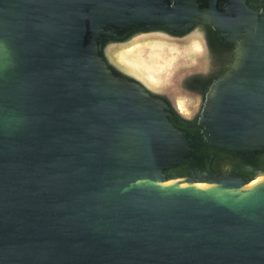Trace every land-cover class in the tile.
I'll return each mask as SVG.
<instances>
[{
  "label": "water",
  "instance_id": "obj_1",
  "mask_svg": "<svg viewBox=\"0 0 264 264\" xmlns=\"http://www.w3.org/2000/svg\"><path fill=\"white\" fill-rule=\"evenodd\" d=\"M0 264H264V0H0Z\"/></svg>",
  "mask_w": 264,
  "mask_h": 264
},
{
  "label": "rangeland",
  "instance_id": "obj_2",
  "mask_svg": "<svg viewBox=\"0 0 264 264\" xmlns=\"http://www.w3.org/2000/svg\"><path fill=\"white\" fill-rule=\"evenodd\" d=\"M137 60L145 67L147 68H154L158 65H165L166 62H164L166 57L165 55H160L157 53V51H151V49H144L143 51L139 52ZM168 61V60H166ZM258 177H255V180L253 183L257 181Z\"/></svg>",
  "mask_w": 264,
  "mask_h": 264
},
{
  "label": "bare ground",
  "instance_id": "obj_3",
  "mask_svg": "<svg viewBox=\"0 0 264 264\" xmlns=\"http://www.w3.org/2000/svg\"><path fill=\"white\" fill-rule=\"evenodd\" d=\"M202 187H204V185H202Z\"/></svg>",
  "mask_w": 264,
  "mask_h": 264
}]
</instances>
